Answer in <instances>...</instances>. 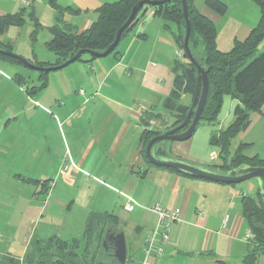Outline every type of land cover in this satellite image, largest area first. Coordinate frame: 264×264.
Masks as SVG:
<instances>
[{"label":"crops","instance_id":"crops-1","mask_svg":"<svg viewBox=\"0 0 264 264\" xmlns=\"http://www.w3.org/2000/svg\"><path fill=\"white\" fill-rule=\"evenodd\" d=\"M29 1V11L49 32L48 27L55 23L49 0ZM113 1L116 0L58 3L77 10L65 11L63 20L83 31L97 19L100 5ZM222 1L227 4L224 14L209 9L204 0L192 3L214 22L217 47L226 52L234 40H245L259 17L252 0ZM38 4L41 7L36 8ZM230 7L239 12V17H227ZM23 9V0H0V15ZM251 11L255 13L253 18L247 15ZM8 31L0 35V42L13 51V45L2 38ZM174 33L175 29L165 27L159 16L147 11L121 37L115 52L91 60L84 56L59 70L46 72V86L34 93L25 92L14 80L15 75L25 81L30 78L19 68L21 64L0 56V254L22 260L33 239H63L73 223L65 221L66 207L70 211L82 200L81 188L86 182L94 187L101 183L119 192L124 206L127 196L137 203L130 210L132 231L129 244L125 237V263L137 259L141 264L145 239L157 221L150 207L159 203L179 210L180 216L170 226L162 256L150 255L151 261L245 264L243 257L251 234L242 215L241 200L244 195L253 196L247 188L154 165L143 152L141 135L145 129L164 132L176 120V114L164 107L173 87L172 67L178 49ZM48 38L47 41L51 34ZM27 46L30 50L16 53L32 62H55L54 53L39 55L29 43ZM41 79L39 74L37 80ZM182 99L186 102V95ZM237 104V99L223 96L217 127L203 128L201 143L199 140L194 144L190 137L171 141L169 146L159 144L157 148L170 156L218 167L221 161L218 156L211 158L217 149L210 145L209 138L232 121ZM148 112L158 116L147 121ZM239 144H244L243 153L248 158L264 159V105L260 111L249 113L247 126L232 140L231 151ZM89 176L92 182L85 181ZM35 180H47L53 185L49 188L48 183L43 186ZM64 187L77 190L70 192ZM248 187L254 189L252 184ZM254 264H264V255Z\"/></svg>","mask_w":264,"mask_h":264},{"label":"trees","instance_id":"trees-1","mask_svg":"<svg viewBox=\"0 0 264 264\" xmlns=\"http://www.w3.org/2000/svg\"><path fill=\"white\" fill-rule=\"evenodd\" d=\"M137 1L139 0H116L101 4L98 8L97 19L85 30L78 31L63 20L65 11L77 12V10L72 7H61L58 0H49L51 8L55 11V23L48 27L51 38L46 42V47L55 54L56 60L54 63H33L41 66L58 65L68 60L80 49H89L95 52L104 51L113 42L116 31L126 21L132 6ZM186 1L190 19L189 47L195 60L204 67L208 80L207 95L199 123L213 124L218 121L223 96L228 95L239 101V104L234 107L232 121L211 133L209 138L210 145L216 147L218 159L221 161L218 167L230 169L241 163L264 166V159H259L256 156L248 158L244 155V144H239L234 151H231L232 140L239 131L247 126L249 113L260 111L264 105V0H252L259 6L258 22L245 40H234L231 49L226 52L217 47V29L214 22L201 13L192 0ZM204 3L217 14H224L227 8L222 0H204ZM150 10L164 21L165 27H171L170 24L174 25L173 37L178 47L177 51L181 54L180 56L175 55L176 59L172 67L173 87L164 102L165 109L176 114V120L171 125L172 127L185 118L189 104L181 102V98L184 95H190L191 102L195 89L196 67L187 58L183 49L185 26L179 0L153 6L143 5L134 20L121 33V37ZM30 16L35 27L33 30L34 39L39 23L31 10ZM22 25V12L0 15V35L8 26ZM116 47L110 53L115 52ZM0 48L11 51L1 42ZM0 56L25 66L22 62L9 56L3 54ZM84 56H88L90 60L96 58L84 54L77 60L83 59ZM46 75V72H40L42 78L40 84L30 87L25 85L26 81L21 75H15L14 80L23 87L25 92L34 93L46 86ZM158 133L160 132L148 128L143 131L141 135L143 152L148 140ZM174 171L191 176L175 169ZM35 182L41 183L43 186H47L46 183H48V187L53 185V182H47V180H35ZM241 201L242 215L251 234L243 262L254 264L260 255H264V213L258 189L255 191V196L244 195ZM116 221L117 217L111 213L90 212L86 217L85 228L80 238L73 237L69 240L54 236L45 240L35 238L31 241L22 260L15 259L8 254H0V264H117L110 254L109 262L104 261L101 256L104 249L101 245L104 232L108 226L115 225L117 227ZM97 225L101 227L106 225V227L104 229L100 227L98 232L93 234V228ZM117 229L120 230L118 227Z\"/></svg>","mask_w":264,"mask_h":264},{"label":"water","instance_id":"water-1","mask_svg":"<svg viewBox=\"0 0 264 264\" xmlns=\"http://www.w3.org/2000/svg\"><path fill=\"white\" fill-rule=\"evenodd\" d=\"M170 1L173 0L137 1L132 6L126 21L116 31L113 42L102 52H95L89 49H80L63 63L50 66L34 64L30 60L3 48H0V54L14 58L15 60L22 62L25 66L41 72H48L66 67L84 54H89L95 57H104L116 47V45L119 43L121 33L134 20L137 12L143 5L153 6ZM179 1L181 2V10L185 26L183 35V49L187 55V58L196 67L195 89L185 118L178 124L169 127L164 132H160L150 138L144 149L145 158L154 165L173 168L182 173L205 178L211 181L239 183L245 180L253 179L258 184V191L261 197V207L264 213V166L241 163L230 169H221L202 165L180 157L170 156L162 148H157V145L161 144L163 141H185L193 135L199 124L201 112L207 95L208 80L206 71L204 67L195 60L189 47L190 19L188 15L187 1ZM101 245L103 248H110V255L116 260L117 264H125L127 257V246L122 229H117L115 225L108 226L104 232Z\"/></svg>","mask_w":264,"mask_h":264},{"label":"rangeland","instance_id":"rangeland-1","mask_svg":"<svg viewBox=\"0 0 264 264\" xmlns=\"http://www.w3.org/2000/svg\"><path fill=\"white\" fill-rule=\"evenodd\" d=\"M226 6H227V4H226ZM253 6L257 10L256 16L259 17V15H260L259 6L255 2H253ZM39 7H41L40 4H38L36 6V8H39ZM232 10H233V8L230 7L228 10L227 17H231V18L239 17V12L238 11H232ZM20 12H22V15H23V25L21 27L20 26L19 27L8 26L7 29H5V30L6 31L9 30L8 31L9 33H6L5 35H3L4 37L2 36L3 40L7 41L8 43H11L13 45V51L12 52L17 54V55H19V54L16 53V51H19V53H25V51L30 50L29 47L27 46V43L30 44L31 48L33 47V49L35 50L34 53H38L39 55L50 54L51 51L48 50L46 45H45L46 41L49 39L48 37H50V34L47 31L46 26L42 25L41 22L37 20L40 25H39L38 29L36 30V33L34 34V39H33V30H34L33 25L34 24H33L32 18L30 16L29 7L24 6V9ZM243 12H244V10H242V13ZM254 14L255 13L253 11H251L247 15H251V18H253ZM35 18H36V16H35ZM170 25H172L171 27L174 30L175 29L174 25L173 24H170ZM17 28H19V29H17ZM17 31H18V33L16 34L15 32H17ZM19 68H22L21 70H24L25 72H28L30 74V78L27 79L25 82V85L27 87H30L31 85H39L40 84L41 80L38 81L37 76L40 74L41 71H37V70L22 66V65L21 66L19 65ZM57 70H59V69H57ZM52 71H55V70H52ZM186 98H187L186 102L183 101L182 98H181V100H182L181 102H184L185 104L190 105V98H191L190 95H186ZM161 110H164V108H162ZM157 116L158 115L156 113L148 112L145 114V119L148 121L150 119H155V117H157ZM217 124H218V121L216 123H213V124H209L207 122H200L199 126L197 127V129L195 130L193 135L191 136L190 140L193 138L194 144H195L196 142H198L201 139V138H199V136L202 134L203 128L207 129V126H209L210 128L217 127ZM170 142L171 141H163V142H161V145H168L169 146ZM199 142L201 143L202 141L200 140ZM205 142H206V144L204 146L205 147L204 153L207 154V152L209 150V147H207L208 141L205 140ZM175 145H178V147L180 149L184 148V147H182V144L177 143ZM213 149H216V147L213 146ZM74 167L79 169L77 167V165H74ZM85 181L92 182V179L89 176V177H86ZM83 183H84L83 187L81 188V192L83 194V196L81 198L82 200L80 202H78L77 205H74L73 209H71L70 211H68L69 206L66 207L67 219L65 217V221H67V222L73 221V223L70 226V230L65 233L63 239L69 240L73 237L80 238L81 233L83 232V229L85 228L86 217L90 212H97V213L107 212V213H111V214L115 215L116 217H119V220L116 221V225H119L122 228V230H124L123 232H124L125 237L127 239V244H129V241L131 238L130 231H132V228L130 227L129 221H132L133 217L131 216L132 212L127 211L125 209V206H124L125 203L123 202V198L119 194V192H112L109 190V188L107 186H103V184H101V183H99L95 187L92 183H86V182H83ZM238 184L245 189L247 188V191L249 192L248 194H252L253 196H255V191H256V189H258V184L255 180H253V179L245 180V181L239 182ZM249 184H252V187H254V189H250V187H248ZM64 189L65 190L71 189L70 192H75L77 190V188H67V187H64ZM70 196H67V197H70ZM80 204L81 205L83 204L82 206H84V207L80 208V206H81ZM100 227L101 226H98V225L94 226L93 234L97 233L98 230L100 229ZM105 227H106V225L102 226L101 228L104 229ZM80 247H82V246H80ZM136 258H139L138 253H136ZM125 264H137V259L135 261H132V262H127Z\"/></svg>","mask_w":264,"mask_h":264},{"label":"built area","instance_id":"built-area-1","mask_svg":"<svg viewBox=\"0 0 264 264\" xmlns=\"http://www.w3.org/2000/svg\"><path fill=\"white\" fill-rule=\"evenodd\" d=\"M23 4L25 7H28L30 5V1L23 0ZM175 55L180 56L181 54L176 50ZM80 93H83V90H80ZM216 156L217 153H211V158H214ZM136 204L137 203L131 197L127 196L125 209L130 211ZM150 210L156 214L157 221L155 227L151 230V232L145 239V243L142 248L144 257L141 261V264H156L149 259V256H162L164 247L169 242L170 226L174 221L179 220L180 216L179 210L163 207L159 203H154L150 207ZM198 210L199 213L202 212L201 208H199Z\"/></svg>","mask_w":264,"mask_h":264},{"label":"flooded vegetation","instance_id":"flooded-vegetation-1","mask_svg":"<svg viewBox=\"0 0 264 264\" xmlns=\"http://www.w3.org/2000/svg\"><path fill=\"white\" fill-rule=\"evenodd\" d=\"M109 247L107 248H104L103 249V253H101V256L103 257V260L106 261V262H109L110 261V258H109Z\"/></svg>","mask_w":264,"mask_h":264}]
</instances>
